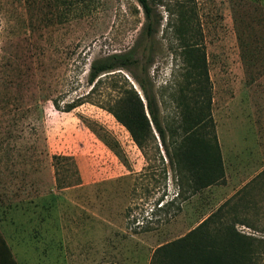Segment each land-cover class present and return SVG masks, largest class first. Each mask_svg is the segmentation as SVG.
Here are the masks:
<instances>
[{
  "label": "rangeland",
  "instance_id": "obj_1",
  "mask_svg": "<svg viewBox=\"0 0 264 264\" xmlns=\"http://www.w3.org/2000/svg\"><path fill=\"white\" fill-rule=\"evenodd\" d=\"M194 3L216 130L235 98L230 115L258 129L264 145V0ZM152 5L162 20L147 43L149 75L167 125L183 80L171 27L178 3ZM144 22L138 0H0V230L21 264H149L158 246L227 200L208 187L192 193L155 129L144 155L108 111L130 85L143 96L128 70L102 74L85 101L64 110L91 90V63L134 46ZM254 184L240 212L252 224L237 227L264 238V172Z\"/></svg>",
  "mask_w": 264,
  "mask_h": 264
},
{
  "label": "trees",
  "instance_id": "obj_2",
  "mask_svg": "<svg viewBox=\"0 0 264 264\" xmlns=\"http://www.w3.org/2000/svg\"><path fill=\"white\" fill-rule=\"evenodd\" d=\"M145 22L136 44L125 52L112 53L90 65L91 90L66 103L70 111L94 92L102 74L128 70L142 90L132 85L110 101L107 109L121 122L144 155L155 129L178 176L196 193L211 184L225 183V171L213 116V86L209 75L204 35L194 0H176L178 6L172 31L179 42L183 80L173 94L177 116L163 125L154 85L149 75L153 62L147 43L158 31L162 17L154 11L153 0H138ZM145 48L139 53V44ZM138 45V46H137ZM140 68V69H139ZM138 69L139 71H135ZM109 74V73H108ZM106 74V75H108ZM114 74V73H112ZM128 83V79L124 78ZM56 102V101H54ZM59 106L58 103H55ZM171 148L168 147V138ZM251 181L225 200L186 234L158 246L149 264H264V238L238 229L251 226L240 212L251 204ZM0 264H19L0 231ZM106 264H116L109 262Z\"/></svg>",
  "mask_w": 264,
  "mask_h": 264
},
{
  "label": "crops",
  "instance_id": "obj_3",
  "mask_svg": "<svg viewBox=\"0 0 264 264\" xmlns=\"http://www.w3.org/2000/svg\"><path fill=\"white\" fill-rule=\"evenodd\" d=\"M236 101L238 100L233 98L225 104L226 114H224V119L220 123L222 125V132L217 125V135L226 181L222 184L216 183L207 187L217 192L218 201L230 198L235 194L236 190L242 188L250 181L252 182V196V193L255 192V178L264 172V145L260 144L258 129L244 126V120L235 117L236 113H231L230 115V111L228 110V107L230 108V105ZM234 120L239 123L237 125L233 124ZM238 127L242 129L239 128V132H236L235 130ZM13 254L18 263L21 264L14 251Z\"/></svg>",
  "mask_w": 264,
  "mask_h": 264
}]
</instances>
